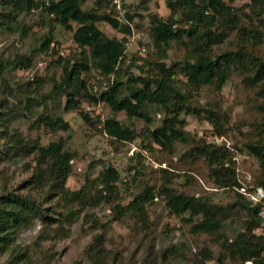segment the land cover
Wrapping results in <instances>:
<instances>
[{
    "label": "trees",
    "instance_id": "16d2710c",
    "mask_svg": "<svg viewBox=\"0 0 264 264\" xmlns=\"http://www.w3.org/2000/svg\"><path fill=\"white\" fill-rule=\"evenodd\" d=\"M252 1L253 8H257V15H264V0ZM104 2L97 1L100 7ZM83 3L84 0H48L44 3L45 10L55 18L59 26L73 33L74 43L80 50L78 58L69 60L65 65L63 80L55 87L60 96L66 97L64 110L78 111L82 105L95 106L101 102L114 113L123 112L129 121L127 124L117 118L102 120L100 114L94 116L87 110L78 111L85 124L93 125L97 122L110 138L132 143L141 135L138 120L150 124L148 108H163L165 119L161 127L150 132L151 138L166 153L173 155L177 144L189 142L187 132L180 126L183 125L181 115L202 117L213 125L219 135L228 134L225 115L222 116L211 104L204 108L193 105L192 91L213 87L221 92L231 74L237 72L246 86L257 88V97L261 100L258 112L263 119L257 124L255 138L245 144V149L259 162L258 175L252 182L255 190L251 192L259 188L264 191V58L254 53L255 48L264 44V23L262 30L259 26L257 29L242 26V16L238 9L230 6L226 0H166L169 10L167 19L155 14L150 17V32L160 56L156 60L147 59L143 66L135 65L143 73L145 68H151L156 75L134 77L128 71L123 73L125 40L109 37L98 24L104 22L124 33L130 32L129 26L123 24L115 13L86 11ZM38 6V0H0V27L3 23L13 24L17 11L25 8L30 11ZM127 17V20L133 18L130 15ZM176 42L182 44L186 54L181 60L168 65L163 59L168 56V46ZM226 43L234 44V47L216 54L214 49ZM31 65V60L25 56L13 62H0V77L9 68L29 69ZM94 69L109 83L114 76L108 92L101 90L100 93H93L90 90V84L84 76ZM178 74L187 80L186 88L180 85ZM39 120L58 130L70 129L69 122H65L59 115L41 114ZM14 121L0 112V169L9 159H18L24 155L37 154L38 159L22 191L12 190L9 181H5L0 188V258L4 259L0 264H39L33 250L21 248L18 244L20 234L36 219H41L45 227L38 240L46 242L54 237H68L66 227L79 218L81 213L78 209L85 211L108 205L115 212L114 221H122V215L144 221L148 207L159 196L164 197L172 216L187 217L184 219L188 222L201 218L193 226L192 233L195 235L220 233L235 207L242 205L249 220L243 232L231 242L227 240L223 244V250L235 264L249 261L252 264H264V235L256 234L264 225L261 216L263 203H254L241 193L245 187L236 167L232 165V152L229 148L200 142L187 156L192 160L203 159L208 166L210 180L219 188L236 191V202L219 205L208 196L197 197L169 187H164L158 193L153 186H146L123 206L118 202L116 185L121 175L116 168H104L97 178L87 177L79 190H72L68 182L73 174L72 161L75 156L66 150L65 142L59 140L43 146L37 141H28L20 133L12 131ZM162 171L171 174L168 169ZM1 174L0 170V181L3 179ZM243 200L247 204H243ZM51 203L56 204L58 210L46 207ZM110 253L104 248L103 236L94 237L92 244L85 250L89 260L96 264L114 260L109 258ZM39 255L44 262H50L48 252L41 247ZM208 255L211 259L212 255Z\"/></svg>",
    "mask_w": 264,
    "mask_h": 264
},
{
    "label": "rangeland",
    "instance_id": "374dc122",
    "mask_svg": "<svg viewBox=\"0 0 264 264\" xmlns=\"http://www.w3.org/2000/svg\"><path fill=\"white\" fill-rule=\"evenodd\" d=\"M97 1L84 0L83 9L91 12L99 10L101 14L115 13L120 21L128 18L127 15L133 17L128 19L130 26L126 25L130 28L129 33L115 30L104 22L98 24L109 37L125 40L123 73L128 71L134 77L156 75L151 68H145L143 73L136 66H143L147 59L156 60L160 56L150 32V17L155 14L167 19L169 10L166 0H105L101 7ZM45 2L48 0H38V7L30 11L26 8L17 11L13 24L3 23L0 27V62H13L25 56L32 63L29 69L9 68L0 77V112L15 120L12 131L20 133L28 141H37L43 146L59 140L65 142L66 150L75 156L72 161L73 174L68 182L72 190H79L87 177L97 178L104 168L112 166L121 175L116 186L118 202L123 206L146 186H153L158 193L164 187H169L197 197L208 196L219 205L236 202V191L219 188L210 180L209 169L203 159L192 160L187 156L200 142L229 148L232 152V165L236 167L245 187L243 191L247 193L255 190L252 182L258 175L259 162L246 151L245 144L255 138L257 124L263 119L258 112L261 100L257 97V88L246 86L241 75L233 72L221 92L213 87L192 91L193 105L204 108L211 104L222 116L225 115L229 123H226V127L229 126L226 136L219 135L213 125L202 117L181 115L183 125L180 126L187 132L189 142L177 144L175 153L168 154L154 143L150 133L162 126L165 110L150 106V124L138 120V131L141 134L138 139L132 143L118 142L110 138L99 123L85 124L78 111H89L90 107V112L94 116L100 114L102 120L117 118L127 124L129 121L123 112L114 113L101 102L95 106L82 105L78 111L64 110L66 97L60 96L55 87L63 80L65 65L69 60L78 58L80 50L74 43L73 33L62 29L45 10ZM226 2L238 9L242 16V26L247 29H257L259 26L262 30L264 15H257L252 0ZM73 27L77 28V25L73 24ZM233 47L234 44L226 43L214 51L220 54ZM254 53L264 58V44L255 48ZM185 54L181 43L170 44L167 48L168 56L163 62L170 65L181 60ZM84 77L93 93H100L108 82L95 69ZM177 77L180 85L186 88L187 80L180 74ZM110 81L114 82V76ZM41 114L61 116L65 122H69L70 129L58 130L44 124L39 120ZM37 159V154H32L6 161L0 169L3 178L0 188L5 181H9L12 190L22 191L24 183L32 176ZM163 169H168L171 174L164 173ZM243 191L241 193L247 195ZM242 203L247 204L244 200ZM46 207L58 210L53 203ZM235 208L220 233L195 235L192 233L193 226L201 218L188 222L184 219L187 217L172 216L162 196L157 197L148 207L144 221L129 215H122L120 222L114 221L113 208L102 205L85 211L78 209L81 213L79 218L66 227L69 232L67 238L54 237L53 240L39 242V235L45 227L41 219H36L20 234L18 244L21 248L33 250L39 264H96L85 254L86 248L96 236H103L104 248L111 252L109 258H114L102 264H235L222 246L243 232L249 220L242 205ZM261 216L264 220V205ZM256 234L264 235V225ZM39 247L48 252L49 263L42 260ZM208 254L212 255L211 259ZM2 260L0 258V262ZM245 264H252V261Z\"/></svg>",
    "mask_w": 264,
    "mask_h": 264
},
{
    "label": "built area",
    "instance_id": "2783aa9c",
    "mask_svg": "<svg viewBox=\"0 0 264 264\" xmlns=\"http://www.w3.org/2000/svg\"><path fill=\"white\" fill-rule=\"evenodd\" d=\"M119 9V8H118ZM121 22L125 25H129L130 26V23L128 22V20L126 18H124V20ZM144 53L146 52L145 49L142 50ZM113 82L109 83H105L104 86L102 87V90L105 91V92H108L109 89H110V84H112ZM88 110L90 111V107H88ZM134 153V151L132 152ZM244 189H242L243 191ZM244 192V191H243ZM247 196L251 199L252 202L254 203H259V202H262L263 205H264V191L263 189L259 188L257 189L255 192H247L246 193Z\"/></svg>",
    "mask_w": 264,
    "mask_h": 264
}]
</instances>
